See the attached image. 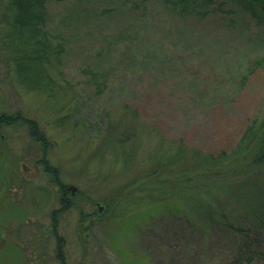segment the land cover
I'll return each mask as SVG.
<instances>
[{
    "label": "rangeland",
    "instance_id": "obj_1",
    "mask_svg": "<svg viewBox=\"0 0 264 264\" xmlns=\"http://www.w3.org/2000/svg\"><path fill=\"white\" fill-rule=\"evenodd\" d=\"M173 2L44 0L31 37L14 0H0V117L37 122L67 189L61 210L27 127L0 130V264H57L48 259L55 234L66 239L68 264H236L232 227L264 194L259 167L242 185L180 178V198L131 184L157 166L159 144L228 154L264 116V18L222 0L195 12ZM23 49L36 57L26 77Z\"/></svg>",
    "mask_w": 264,
    "mask_h": 264
},
{
    "label": "trees",
    "instance_id": "obj_2",
    "mask_svg": "<svg viewBox=\"0 0 264 264\" xmlns=\"http://www.w3.org/2000/svg\"><path fill=\"white\" fill-rule=\"evenodd\" d=\"M41 1L43 2L44 0H14V5L17 8L16 21L20 27L19 30L21 28L29 30L31 33L30 36L38 34L39 31L35 27L37 19L40 15L39 13L42 9V5L40 4ZM222 1L235 5L238 9L252 18H264V0ZM173 4L180 6V11L185 9V5L191 6L192 11L195 12L201 4L212 6L213 0H174ZM222 4L223 3H221V5ZM212 11H214V9ZM27 39L28 37L21 38V41H26ZM33 42L37 51V48H39V45L37 44H39L40 41L34 40ZM31 50H34V48ZM26 51V49H23L22 55L19 58L21 66H19L18 63V71L21 76H25L27 74L26 72L31 69L30 63L36 59V57L28 56ZM60 51L61 49H59V52ZM19 124L25 125L29 130V134L32 139L41 146L42 156L39 162L47 174L51 177L53 184H55V186H59L60 189L61 187H64L58 181L57 170L50 166L48 160L46 159V151L49 147V142L47 141L45 135L39 132L37 122L31 119L23 118L18 113L13 114L12 116L3 115L0 117V130L3 129V127H13ZM110 133L111 132L109 131L105 137L107 138ZM129 137L130 135L128 134H121L118 139L119 144L126 143L129 140ZM162 145L164 144H159L163 153L161 154L157 166L154 167L148 175L141 178L140 181L139 179L133 181L131 184L132 186L135 187L141 182L140 185L146 186L149 184L150 187L152 185L155 190L157 185H161L164 189H166V191H168V193L180 198L178 192L181 190L183 191V187L178 185L181 181L180 178H182L183 181L190 183L197 180L221 179V177L230 176L235 177L236 185H242L244 180H248L247 177L249 176V173L253 171L255 167H259L261 175L260 179H262L260 182L261 185L264 186V116L259 121L254 122L247 129L236 150L228 154L226 152H221L217 156L208 154L202 155L193 150L188 152L187 150L179 149L174 144L167 145L165 149ZM122 153L124 154V151ZM122 153H120V155H122ZM248 183L256 191L260 189L256 182L254 183L253 181V183ZM207 186L206 187L209 188V184ZM229 186H231V183ZM123 192H120L115 197L112 202L114 205L119 203L120 200L124 198ZM257 192L259 193L255 196L257 198H255L254 201H249L245 204L248 211L246 212V215H240L238 220H236V227H232V229H236V235L241 237L239 249L236 254V264H259L260 262H264V256L261 253L263 251L261 248L264 246V194H261L259 190ZM163 197L166 200L168 196L163 193ZM60 205H62L61 210L67 208L63 201H60ZM204 213L206 216L208 215V222L213 221V217L215 215V212L213 214V210H208L207 212L204 211ZM88 216L90 215H81V226L79 230L82 235H86L89 229L90 221L88 222L87 220ZM218 217L220 218L219 223L228 226L222 217ZM240 218H242L243 221L240 220ZM51 226L56 227V221H53Z\"/></svg>",
    "mask_w": 264,
    "mask_h": 264
},
{
    "label": "flooded vegetation",
    "instance_id": "obj_3",
    "mask_svg": "<svg viewBox=\"0 0 264 264\" xmlns=\"http://www.w3.org/2000/svg\"><path fill=\"white\" fill-rule=\"evenodd\" d=\"M56 189L58 191L59 194V199L60 201H63L65 198L64 196H66L67 194V189H65V187H61V189L59 188V186H56ZM55 237V242H56V248H55V256L54 257H50L48 256V259H52L54 261H57V264H68L67 259L69 258L68 255L65 253V250L63 252L62 250V246L65 249V245H66V239L61 236V235H54ZM15 239V238H14ZM16 240V239H15ZM17 241V240H16ZM19 242V241H18Z\"/></svg>",
    "mask_w": 264,
    "mask_h": 264
}]
</instances>
